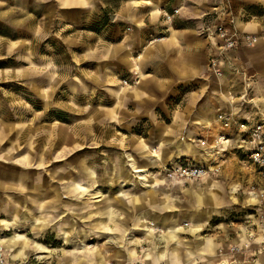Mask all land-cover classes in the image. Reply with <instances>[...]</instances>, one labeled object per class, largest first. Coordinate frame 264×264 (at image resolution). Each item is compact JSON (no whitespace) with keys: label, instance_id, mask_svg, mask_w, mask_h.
Instances as JSON below:
<instances>
[{"label":"crops","instance_id":"1","mask_svg":"<svg viewBox=\"0 0 264 264\" xmlns=\"http://www.w3.org/2000/svg\"><path fill=\"white\" fill-rule=\"evenodd\" d=\"M243 1L244 4L233 6L232 0H0V26L4 27V24L8 33L11 32V29L18 30L20 26L30 24V32H33L34 35L43 33L45 36L55 32L63 42H66L67 34H74V45H84V50L88 52L86 55L96 57L100 61L99 68L103 69L105 63L108 64L114 81L110 88L113 89L115 97L121 100L106 112L107 116L112 114L116 107L119 108L123 104L124 108H129V111L132 110L141 118L144 117L150 121L148 135H145L147 142L144 143L142 139L136 140L125 150L126 156L127 152L131 151L136 157L130 152L128 161L127 159L112 163L105 161L101 164L98 163V166L94 162H98L99 157L93 160V165L99 171L104 163H107L108 166L127 164V168H122L121 176L117 177L118 180H102L100 182L99 187L111 193V195L102 194L100 196V202L104 204V207L97 210L94 215L91 214L88 221H79L80 226L90 232L88 225L97 218L95 216L97 212H100L105 218L103 227L110 235H114L111 236L113 239L109 240L107 233L94 237L96 239L106 237L105 240L97 242L104 246L103 253H98L97 258L84 256L76 257V259H72V257L71 259L53 258L54 261L57 259L56 263L52 259L48 264H110V260H116L119 264H126L129 261L152 264H161L162 261L166 264L182 262L185 264L191 259L192 251L188 249V246L185 249L183 244L186 242L179 237L180 220L175 217L176 213L172 214L174 216L166 214V211L175 209L182 200L179 194L173 193V188L180 189L182 193L192 196L200 204L206 196L208 198L216 196L214 191L216 182L211 181L212 186L208 190L202 186L200 181L181 182L167 178L166 180L163 177L159 178V181H153L155 178L149 177V181L139 183L135 180L136 177L131 176L132 169L129 164H136L137 169L146 168L148 170L151 161L150 152L155 148H157L161 160L158 166L151 168L154 174L164 172L163 168L166 164L180 159L204 163L203 157L207 148L205 141H213L221 132H227L230 138L227 150L223 154L231 153L240 160L249 162L245 152L251 145L242 140L238 126L234 124L231 128H226L217 119V113L223 110L232 111L238 119L252 118L255 120L264 115V87H259L258 81H256L258 78H264V32H262L264 14H259L249 4L262 0ZM230 17L234 18L233 23L229 22L228 18ZM222 20L226 21L228 29L235 30L239 34H256L259 38L258 42L253 46H239L235 50L227 51L224 56L219 55V38L217 35H208L207 28L213 29ZM56 25H58L57 30L55 29ZM0 36L14 39L1 31ZM87 37H93V43L87 41ZM213 55H219V64L223 68L222 75H217L210 66V58ZM135 64H138L142 71L138 83L133 84L131 81L124 83V79H122L123 84L121 85L120 82L117 83L114 80L115 73L118 72H123L126 76L125 79L131 80L136 73ZM118 89H121L120 93H118ZM254 89L256 90L254 91ZM244 94L251 101L245 103L241 100V95ZM67 132L68 130L58 125V127H52L49 131L42 133V136L47 137L49 147L46 153L49 160H55L54 153H61L60 145ZM79 133L81 131L76 132V134ZM83 139L84 136L75 135V139L69 143V147L74 148V146L80 145ZM37 140L31 144L33 155L34 144ZM43 144L42 148L48 146L46 143ZM64 146L66 147V145ZM76 149L80 150L78 147L74 148V150ZM43 155H45L44 149ZM130 156L132 162L129 160ZM141 157L143 159L139 160ZM26 161L29 163L30 157ZM250 167L256 171L255 166L251 164ZM52 168L59 171L57 166H52ZM129 168V172L124 171ZM25 170L20 173L19 180H30V168ZM57 170L51 174L53 179L49 176L50 183L56 181L54 177L57 173L62 175L61 171ZM77 171V175L69 174L63 187L64 190L67 187L68 191H72L75 195L86 192L81 189L85 186L79 182L83 178L91 179V186L98 182L95 170L82 161L77 166ZM7 176H10L7 180H13L12 177L15 174L8 173ZM79 178L81 179L79 180ZM0 180H3L2 172ZM43 182L45 187L42 193H34L30 206H35L42 199L37 210L41 213L54 212L48 216L58 218L62 214L63 207L69 203L66 201H63L66 202L64 204L63 202L61 204L54 202L56 206L52 207L50 201L44 198L48 197L46 193L48 185H46L47 181ZM187 183L190 185H186ZM121 184H124V187L133 186L131 189H135L137 192L128 194L129 188H121ZM118 190L119 192H117ZM233 190L237 191L235 186ZM38 191H40L39 188ZM56 192L59 191L54 190L52 193ZM36 196L41 197L36 198ZM34 198L38 200L36 201ZM117 208H123V211L119 209L118 214ZM55 210L57 211L55 212ZM58 211L61 213L56 215ZM190 211L187 213L186 219L192 220L191 231L198 232L202 230L212 211ZM68 215L72 214L69 212ZM156 217L161 218L160 227L165 229L163 234L158 233L155 229H149L156 226L150 224L151 222L155 223L153 218ZM10 226L15 229L13 236H7L1 231ZM21 226L26 231L30 230L40 233V235L51 229L48 219L42 215L30 217L26 214L21 219L14 218L11 222H0V245L12 250L13 256L11 252L9 254L14 263L19 258L27 257L29 250L31 254V250L39 251V246L43 247V251L46 247L41 243L32 242L25 233H19L18 228ZM137 226L144 227L147 234L153 236L152 239L158 235L165 241L171 239L173 245L175 243L177 245L180 241L181 249L188 252L180 254L176 249L167 252L168 249L165 248L156 251L157 245L153 242V245L139 249L138 245L142 244L143 236L147 235L143 228H135ZM127 227L130 233L134 229L143 230V235L138 236L139 244H137V238L126 236V232L123 234L121 229L126 231ZM73 233L69 235L70 238ZM79 233L82 238L89 237L87 232L80 230ZM177 237L178 240H174ZM127 239L130 243L125 242ZM73 240L75 238H71L68 242L63 241L70 243ZM22 241L23 245L20 244ZM30 244L32 248H30ZM114 244H118V248L111 252L110 248H113ZM199 245L200 254L207 256L214 253L215 244L211 240L200 241ZM251 245L257 244L251 242L249 246ZM128 246H134V249L141 254L134 250H131L129 255L121 254V252L127 251ZM55 248L60 249V247ZM151 249L152 251H148ZM145 251L147 252L145 253Z\"/></svg>","mask_w":264,"mask_h":264},{"label":"rangeland","instance_id":"2","mask_svg":"<svg viewBox=\"0 0 264 264\" xmlns=\"http://www.w3.org/2000/svg\"><path fill=\"white\" fill-rule=\"evenodd\" d=\"M232 3L233 6H240L245 2L232 0ZM249 4L259 14H264V0ZM3 26H0V31L14 39L0 36V173H3V180H0V219H8L0 220V222H11L14 218L21 219L26 214L30 217L42 215L48 219L49 225H51L49 228L54 230L47 228L49 231L40 235V233L30 230L26 231L21 226L18 228L19 233H25L32 242L41 243L46 247L43 251V248H39L42 246H39V251L31 250V254L29 250L27 257L19 258L14 263L11 257V255L13 256L12 250L0 245L3 264H48L49 260L53 258L71 259L72 257V259H76L80 256L97 258L98 253L104 251V246L97 242L105 240L106 237L101 239L94 237L107 233L108 239L112 240L111 236L114 235H110L103 227L105 218L100 212H97L95 215L97 218L88 225L90 232L80 226L79 221H88L91 214L94 215L97 210L104 207V204L100 202V196L102 194L111 195V193L101 189L100 182L102 180H118L117 177L121 176L122 168H127V164L108 166L107 163H104L99 171L93 165V160L99 157L98 162H94L97 166L98 163L101 164L105 161L108 163L126 159L128 161V153L131 151H128L126 156L125 150L136 140L142 139L144 143L147 142L145 135H148L150 121L144 117L141 118L132 110L129 111V108H124L123 104L119 108L116 107L115 111L107 116L106 112L121 100L115 97L113 89L110 88L114 83L110 67L105 63L103 69L99 68L100 61L96 57L86 55L88 52L84 50V45L75 46L73 43L74 34H67L66 42H63L55 32L45 36L43 33L34 35L33 32H30V24L20 26L18 30L11 29L9 33L4 24ZM55 29H58V25L55 26ZM262 32H264V27ZM50 35L51 37H48ZM86 40L93 43L94 38L87 37ZM134 68L136 73L129 82L136 84L142 76V71L138 64H135ZM125 77L123 72H118L115 73L114 80L122 85V79L125 80ZM256 81H258L256 84L259 87H264V78H258ZM117 91L120 93L121 89ZM58 125L68 132L60 145L61 153H54L55 160L51 161L46 153L49 147L47 137L42 136V133L49 131L52 127H58ZM80 131L82 134H79L84 136V139L80 145L74 146L80 150H74L69 147V143L73 142L75 135L79 136L76 132ZM74 133L75 135H72ZM35 140L37 141L34 144L33 155L31 144ZM42 143H46L48 146L42 148ZM205 143L209 149L214 146L215 139L213 141L206 140ZM43 149L45 155H43ZM207 154L204 155V160L209 159ZM28 157H30V162L26 163ZM141 159L143 157L139 160ZM150 159L148 168L150 174L147 170V179L144 181H149V177H154L153 181H159L161 177L166 179L163 176L165 172L154 174L151 171V168L158 166L161 160L157 148L151 150ZM129 160L132 162L131 156ZM81 161L95 170L98 182L91 186V179L82 177V181L79 182L85 186L81 189L86 192L75 195L72 191H68L67 187L64 190V181L66 178L68 180L69 174L77 175V166ZM217 161L220 164V169L215 174L188 181H200L206 190L211 188V181L216 182L214 187L216 196L213 198L206 196L204 201L198 204L192 196L182 193L180 189L173 188V193L179 194L182 200L179 202V206L166 211V214L176 213L175 217L180 220L181 227L178 230L179 237L185 240L186 243L183 244L185 249L188 246V249L192 251L191 259L185 264H264V173L260 172L259 168L253 171L250 167L252 164L250 160L245 162L231 153L222 154ZM175 162L173 161V163ZM52 166L59 167L62 175L57 173L56 177L53 176L56 181L50 183L49 176L53 179L51 174L57 170L56 168L51 169ZM129 166L132 169L131 176L135 178L137 176L136 164L131 163ZM28 168H30V180H19L20 173ZM130 168L124 171L129 172ZM8 173L15 174L12 177L13 180H7L10 178L7 176ZM89 175L91 176V174ZM32 180L35 181V184ZM135 180L139 183L143 181L138 177ZM43 181H47L46 185H48V187L46 186L48 197L44 198L50 201L52 207L56 206L54 202L61 204L66 201L69 203L63 207L62 214L58 218L48 216L54 212L41 213L37 210L42 199L35 206H30L34 193H42L45 187ZM186 185L189 186L190 183ZM234 186L237 191L233 190ZM131 187H124V184H121V188H129L128 194L136 193L137 191ZM54 190L59 192L52 193ZM40 197L36 196V198ZM119 209L123 208H117V213L120 211ZM189 210H191L190 212L212 211L202 230L191 231L192 220L186 219ZM69 212L72 215H68ZM60 213L61 211H58L56 215ZM160 219V217L153 218L155 225L160 228V231L157 232L163 234L165 229L160 227ZM135 228L144 229L140 226ZM149 229L153 230L154 228L150 227ZM3 230L1 231L7 236L15 234V229L12 226ZM80 230L87 232L88 238L94 239L80 237ZM121 230L123 234L126 232V236L137 238V244H139L138 236L143 235V230L134 229L135 231L133 230L131 233L130 230L128 231V227L126 231ZM37 232L40 231L37 230ZM116 232L118 233V231ZM71 233H73L71 238H75V240L64 243V241L71 240L69 237ZM145 235L150 237L143 236L142 244L138 245L139 249L155 244L157 245L156 251L165 248L168 249L167 252H172L175 249L180 254L188 252L181 249L180 241L177 245L176 243L173 245L171 239L165 241L158 235L152 239L153 236L148 235L146 230ZM206 239L215 244L214 253L207 256L199 253L200 241ZM174 240H178V237ZM125 242L130 243L128 239ZM251 242L257 245L249 246ZM23 243L22 241L20 244L23 245ZM114 245L113 248H110L111 252L118 248V244ZM55 247H60V249ZM30 248H32L31 244ZM131 250L137 251L134 246H128L127 251L121 252V254L129 255ZM148 251H152V249ZM138 253L141 254V252ZM261 258L263 259L258 261ZM109 263L119 264L116 260H110ZM126 264L152 263L129 261ZM161 264H166V262L162 261Z\"/></svg>","mask_w":264,"mask_h":264},{"label":"built area","instance_id":"3","mask_svg":"<svg viewBox=\"0 0 264 264\" xmlns=\"http://www.w3.org/2000/svg\"><path fill=\"white\" fill-rule=\"evenodd\" d=\"M228 20L233 23L234 18L230 17ZM207 30L209 31L208 35L218 36L219 55L223 56L227 51L235 50L239 46H253L259 40L256 34H239L235 30L228 29L225 20L220 21L213 29L208 27ZM219 55L211 56L210 66L217 75H222L223 68L219 64ZM124 82L128 83L129 79H125ZM241 98L245 103L251 101V99L246 98L245 94L241 95ZM217 119L226 128H231L234 124L238 126L242 134V140L251 145L245 152L247 159L256 168H259L260 172L264 173V115L255 120L252 118L238 119L232 111L223 110L217 113ZM229 140L227 132H221L215 138L214 146L210 147L211 149H205L204 155L208 153L209 159L205 160L204 163L180 159L175 163L166 164L163 170L172 181H189L215 174L220 169L217 159L227 150ZM1 255L0 264H3L4 261Z\"/></svg>","mask_w":264,"mask_h":264},{"label":"bare ground","instance_id":"4","mask_svg":"<svg viewBox=\"0 0 264 264\" xmlns=\"http://www.w3.org/2000/svg\"><path fill=\"white\" fill-rule=\"evenodd\" d=\"M149 147V146H148ZM156 154V153H155ZM152 156V155H151ZM137 167V166H136ZM90 170V169H89ZM136 171V175L137 176H135V177H138V178H140L141 180H145L146 178H147V169L146 168H138V169H135ZM149 171V170H148ZM134 172V171H133ZM134 172V173H135ZM165 176H166V178L168 179V180H171L167 175H166V173H165ZM173 181H177V180H173ZM179 181H183V180H179ZM142 182V181H141ZM144 183V182H143ZM151 225L152 224H154L155 225V223L154 222H151L150 223ZM154 229L156 230V231H160V228L159 227H157V226H154ZM39 248H43V247H39ZM135 262H138V261H135ZM142 263V262H141Z\"/></svg>","mask_w":264,"mask_h":264}]
</instances>
